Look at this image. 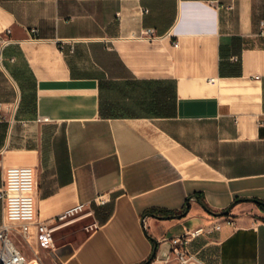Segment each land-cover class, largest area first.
Returning a JSON list of instances; mask_svg holds the SVG:
<instances>
[{"label":"crops","instance_id":"1","mask_svg":"<svg viewBox=\"0 0 264 264\" xmlns=\"http://www.w3.org/2000/svg\"><path fill=\"white\" fill-rule=\"evenodd\" d=\"M262 21L264 0H0V159L34 169L38 221L84 204L58 264H180L169 239L212 224L205 264H264Z\"/></svg>","mask_w":264,"mask_h":264},{"label":"built area","instance_id":"2","mask_svg":"<svg viewBox=\"0 0 264 264\" xmlns=\"http://www.w3.org/2000/svg\"><path fill=\"white\" fill-rule=\"evenodd\" d=\"M261 25V33L264 34V21ZM141 37L152 40L157 37V34L153 28H147L142 30ZM0 42L4 46L11 40L0 37ZM175 44L177 45V43ZM61 49H64L63 44H61ZM19 104V98L12 102L0 100V123L12 124L15 121ZM0 169L2 172L0 201L3 207L0 223V264H25L27 257L16 244L13 238L14 232L16 231L23 238L29 239L34 228L42 246L54 250L56 248L54 233L57 225L79 214L84 209V204L70 208L50 221H38L34 197L36 189L34 169L31 166L5 168L1 159ZM98 201L103 203L104 199L99 197ZM220 228V224H212L186 229L182 234L169 239L170 253L180 264H205L193 250L192 244L197 238L206 237Z\"/></svg>","mask_w":264,"mask_h":264},{"label":"rangeland","instance_id":"3","mask_svg":"<svg viewBox=\"0 0 264 264\" xmlns=\"http://www.w3.org/2000/svg\"><path fill=\"white\" fill-rule=\"evenodd\" d=\"M0 183H2L1 169H0ZM79 225L80 226L89 225V221H84ZM93 227H94L93 225H90L89 230H92ZM76 229L77 228L75 226H71L65 229L64 231H62V233H60V235L62 236V241L68 242L71 239H73ZM13 238L16 244L21 248L23 253L26 255L28 260L34 258L38 260L39 264H58L57 260L52 255V251L44 248L40 243L39 236L34 228L29 239L23 238L16 231L13 234Z\"/></svg>","mask_w":264,"mask_h":264},{"label":"water","instance_id":"4","mask_svg":"<svg viewBox=\"0 0 264 264\" xmlns=\"http://www.w3.org/2000/svg\"><path fill=\"white\" fill-rule=\"evenodd\" d=\"M200 203H201V204L203 205V207L206 209V207L204 206V204H203L201 201H200ZM188 209H189V208H187L186 211H188ZM209 212H210V211H209ZM210 213L213 214V215H221V214H215V213H212V212H210ZM226 213H228V212H226ZM67 248H68V247L59 250V254H60L62 257H64ZM155 252H156V247H155V249H154V252H153L152 257L155 255Z\"/></svg>","mask_w":264,"mask_h":264},{"label":"bare ground","instance_id":"5","mask_svg":"<svg viewBox=\"0 0 264 264\" xmlns=\"http://www.w3.org/2000/svg\"><path fill=\"white\" fill-rule=\"evenodd\" d=\"M25 264H39V262L36 260V259H33V260H28L27 259V262Z\"/></svg>","mask_w":264,"mask_h":264}]
</instances>
